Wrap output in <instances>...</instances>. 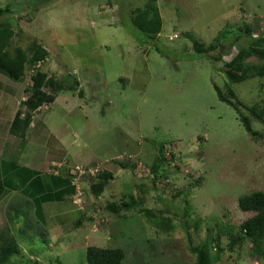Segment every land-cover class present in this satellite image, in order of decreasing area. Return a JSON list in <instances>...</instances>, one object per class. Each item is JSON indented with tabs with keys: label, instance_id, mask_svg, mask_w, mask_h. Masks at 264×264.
<instances>
[{
	"label": "rangeland",
	"instance_id": "rangeland-1",
	"mask_svg": "<svg viewBox=\"0 0 264 264\" xmlns=\"http://www.w3.org/2000/svg\"><path fill=\"white\" fill-rule=\"evenodd\" d=\"M144 2L0 0V21L14 30L12 44L36 38L48 51L39 69L77 82L34 112L21 139L9 134L8 119L27 96L32 69L26 67L21 81L0 72V175L2 159L30 167L45 162L41 172L55 162L73 188L69 167L79 163L114 175L98 197L84 185L81 206L72 194L44 203L45 212L57 216L33 219L36 226L27 220L32 204L11 215L0 208V229L6 223L20 249L10 261L87 264L85 248L95 245L122 248V264H195L190 244L215 235L220 223L236 229L254 214L241 211L238 198L264 192V123L250 118L260 133L253 138L240 119V112L249 113L220 100L214 86L224 93L230 87L244 105L264 112V76L240 75L233 82L223 66L249 45L245 25L253 37L264 33V0H157L162 26L154 38L130 22ZM220 31L226 41L240 34L219 61L192 48V39L209 43ZM174 33L178 37L169 40ZM6 87L16 97L4 109ZM161 146L166 176L155 177L149 166ZM182 189L190 191L189 205L177 193ZM110 201L128 205L113 213L105 207ZM26 220L27 226H14ZM226 243L222 235L224 250H211V264H264V253L253 254L250 240L233 250Z\"/></svg>",
	"mask_w": 264,
	"mask_h": 264
},
{
	"label": "trees",
	"instance_id": "trees-1",
	"mask_svg": "<svg viewBox=\"0 0 264 264\" xmlns=\"http://www.w3.org/2000/svg\"><path fill=\"white\" fill-rule=\"evenodd\" d=\"M2 11L0 9V15ZM159 16L157 0H145L143 6L130 16V22L146 36L154 38L162 26ZM245 26V29L241 30L244 34L251 37L249 45L246 48L240 47L229 61L223 63L226 77L233 82H237L240 75L245 79L253 76H264V33L253 37L250 27ZM239 34V32L235 33L231 39L226 41V32L220 31L209 43L192 39V48L197 53L211 54L212 59L219 61L222 58V54L227 52L234 42L238 40ZM13 36L14 30L11 24L0 21V72L11 80L21 81L26 67L32 69L30 74L31 83L28 87H25L27 97L20 100L8 130L10 135L24 139L33 121L34 112L43 104L53 103L60 91L73 89L77 82H74V84L67 82L68 76L57 79L39 69L40 64L38 63L44 61L48 51L36 38L29 40L25 46H20L12 44ZM250 57L255 58L260 63L247 62L246 60ZM226 85L229 86L228 84ZM214 88L220 100L232 104L238 109L242 107L249 113V115H245L240 112V119L246 131L257 139L260 133L252 129L251 119H259L264 123V112L255 105H244L236 99L235 93L230 87H227L225 93L217 85ZM171 157H173L172 153H170ZM164 162H166V158L164 148L161 146L158 148V155L149 166L155 177L158 175L166 176L163 168ZM1 169L2 176L0 177L2 179L7 177V180H9L0 179V193L4 188L19 190L22 194L30 197L28 198L29 201H32V203L34 201V204H32L33 208L35 207L34 212L36 211L38 214L41 213L42 205L45 202L65 200L74 191L68 179L62 177L63 174L55 176L52 173H42L27 167H19L17 162L7 163L4 159H2ZM113 179L114 175L112 173L100 170L97 178L88 184L89 192L94 197L100 196L108 185L109 180ZM198 180H196L195 184L198 183ZM2 184L6 185V187L2 188ZM64 185L66 186L65 188H63ZM177 193L181 194L185 198L184 203L189 205V200H187L190 194L189 189L177 190ZM127 205L128 203L125 201L119 203L110 201L106 203L105 207L109 211L117 213ZM238 207L243 212L254 211V214L242 221L236 229L220 223L215 235L208 234L200 243L190 244L189 249L195 257V264L212 263L211 250L215 249L217 253H221L224 250L220 244L222 235L227 237L225 248L229 250H233L236 245H240L243 239L246 238L251 242L253 254L264 253V192L257 190L240 196L238 198ZM13 210L9 209L8 214L11 215ZM143 210L145 213L151 214L148 209L144 208ZM14 211L19 210L15 209ZM19 253L20 249L15 236L10 233L8 226H4L0 229V264H20L10 261L13 255ZM124 256V251L120 247L109 248L89 245L85 248V261L87 264H122ZM25 264H33V261L26 259Z\"/></svg>",
	"mask_w": 264,
	"mask_h": 264
},
{
	"label": "crops",
	"instance_id": "crops-1",
	"mask_svg": "<svg viewBox=\"0 0 264 264\" xmlns=\"http://www.w3.org/2000/svg\"><path fill=\"white\" fill-rule=\"evenodd\" d=\"M242 11V10H241ZM242 14H244V12H242ZM9 88L10 87H6V88H4L3 89V92L5 93V92H7V91H9ZM15 90L14 89H12L11 91H9V94H8V99L9 98H11V100H5L3 103V107H4V109H5V106L6 105H8V104H10V105H14V102L12 101V99H14V97H16V95H15V92H14ZM24 93H27V92H24ZM15 95V96H14ZM27 96H25V97H23V96H21V98L22 99H25ZM57 99V96H56V98H55V100ZM54 100V101H55ZM52 104V103H51ZM18 108V107H17ZM17 108H15L14 110H13V113H12V115H11V117L8 119V122H9V124H10V122H11V120H12V118H13V116H14V114H15V111H16V109ZM2 116V114H1V112H0V117ZM32 124H33V121H32V123L30 124V126H29V128H31V126H32ZM28 128V129H29ZM28 131V130H27ZM22 166V165H21ZM21 166H19V167H21ZM38 166H40L41 168L40 169H42L43 167H45L46 166V164H45V162H37L36 164H34L32 167H30V166H23V167H27V168H30V169H34V170H38L39 172H41V170L39 169V167ZM46 171H44V172H42V173H45ZM46 173H48V172H46ZM4 174V173H3ZM0 176H2V175H0ZM0 179H2L1 177H0ZM2 180H7V177H5L4 179H2ZM8 181V180H7ZM51 189H52V187H51ZM53 191V190H52ZM22 194L19 190H17V189H11V190H8V189H6V188H4V189H2V192L0 193V208H3L4 209V211H5V214L7 215L8 214V210L9 209H16V210H19L20 211V213H22V210H21V206L22 205H28V204H33L32 203V201H29L28 200V198L27 197H25V195L24 194H22V196L21 195H18V194ZM14 202H17V203H14ZM46 203V202H45ZM22 204V205H21ZM45 205V206H44ZM44 205H42V211H44L45 212V210L43 209V207L44 208H46L47 207V205L46 204H44ZM49 205V204H48ZM17 206H20V207H17ZM33 206V205H32ZM28 207V206H27ZM34 209H35V207L32 209V211L30 210V212H31V215H30V223L31 224H34L35 226H36V224H37V222L36 221H32L33 219H37V220H45V221H47V220H53L56 216H57V214H52V213H49V212H45V217L43 216V214L42 213H40V214H38L36 211L34 212ZM5 215V216H6ZM33 217H36V218H33ZM25 219H27L26 218V216H25ZM29 219H27V220H29ZM26 220V221H27ZM15 222V225L14 226H18V224L19 225H21V226H27L28 224H29V221H27V222ZM3 222V221H2ZM1 222V223H2ZM4 224V223H3ZM39 224V223H38ZM10 225V224H9ZM4 226H6V223H5V225ZM19 227V226H18ZM26 258V257H25Z\"/></svg>",
	"mask_w": 264,
	"mask_h": 264
},
{
	"label": "built area",
	"instance_id": "built-area-1",
	"mask_svg": "<svg viewBox=\"0 0 264 264\" xmlns=\"http://www.w3.org/2000/svg\"><path fill=\"white\" fill-rule=\"evenodd\" d=\"M176 37H178V34L174 33L173 35L169 36V40H173ZM60 167V165L56 164L55 162H52L48 167L47 172H52L56 175L63 174L61 173L62 171L59 170ZM69 170L70 172L68 174L70 175V181L71 184L74 186V191L71 197H74L75 199L79 200V205L81 206L83 204L81 202H83L84 194L86 191L84 185H88L92 181H94L97 178V175L101 169H99L97 165L91 162H87L76 164L73 168L69 167Z\"/></svg>",
	"mask_w": 264,
	"mask_h": 264
}]
</instances>
